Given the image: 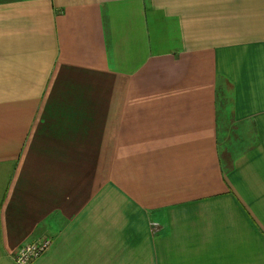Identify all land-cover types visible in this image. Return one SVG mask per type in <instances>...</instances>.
Listing matches in <instances>:
<instances>
[{"label": "crops", "instance_id": "0c3cea01", "mask_svg": "<svg viewBox=\"0 0 264 264\" xmlns=\"http://www.w3.org/2000/svg\"><path fill=\"white\" fill-rule=\"evenodd\" d=\"M43 239L264 264V0H0V264Z\"/></svg>", "mask_w": 264, "mask_h": 264}, {"label": "built area", "instance_id": "2783aa9c", "mask_svg": "<svg viewBox=\"0 0 264 264\" xmlns=\"http://www.w3.org/2000/svg\"><path fill=\"white\" fill-rule=\"evenodd\" d=\"M150 227L153 233L160 229L159 225L154 222L151 223ZM49 244L48 239L24 243L18 247L13 259L17 264H31L38 255L48 248Z\"/></svg>", "mask_w": 264, "mask_h": 264}, {"label": "rangeland", "instance_id": "374dc122", "mask_svg": "<svg viewBox=\"0 0 264 264\" xmlns=\"http://www.w3.org/2000/svg\"><path fill=\"white\" fill-rule=\"evenodd\" d=\"M220 136H222L221 139H220V143L222 144L221 145V150H222V153H224V147H223V145L226 146L228 144L229 140H231V138H232V135L230 133L228 135L225 132V133H221ZM253 140H254V136H253L252 133H250L248 136H245V138L241 140V142H240L239 145L245 147V146H247V144L250 145L252 142H254ZM239 145H237V146L240 147Z\"/></svg>", "mask_w": 264, "mask_h": 264}]
</instances>
